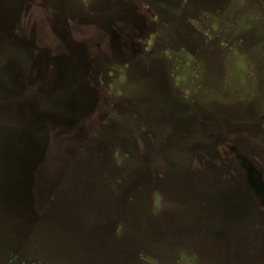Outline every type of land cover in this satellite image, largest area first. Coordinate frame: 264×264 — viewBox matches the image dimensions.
<instances>
[{"label":"rangeland","instance_id":"1","mask_svg":"<svg viewBox=\"0 0 264 264\" xmlns=\"http://www.w3.org/2000/svg\"><path fill=\"white\" fill-rule=\"evenodd\" d=\"M5 18L33 94L0 84V124L47 143L31 169L0 156V264H264V0Z\"/></svg>","mask_w":264,"mask_h":264},{"label":"trees","instance_id":"2","mask_svg":"<svg viewBox=\"0 0 264 264\" xmlns=\"http://www.w3.org/2000/svg\"><path fill=\"white\" fill-rule=\"evenodd\" d=\"M19 1L21 2V0H0V84L4 88L19 93V97L21 94L28 95L29 98L32 97L33 92H31L28 85L25 86L23 83L26 80L25 78H29L30 73L25 74V78H22L23 83L20 81V78H13L15 76L14 73L11 75L7 74L10 72L9 68L11 69V62L15 58H20L22 54L23 57H26L25 52L20 49L22 41L20 43L18 38L12 36L9 31L5 29L6 10L18 4ZM34 52L35 51H30V54ZM22 63L25 65L26 69L23 67L21 71H29L28 62L22 60ZM5 68L7 69V73H5ZM39 132L40 127L36 128L33 126L32 128H25L18 132V129H13L12 126L0 124V156L10 159L21 171L25 167L31 169V167L39 165L44 157L43 153L47 143L41 137V132ZM260 160L264 162V159L260 158Z\"/></svg>","mask_w":264,"mask_h":264}]
</instances>
